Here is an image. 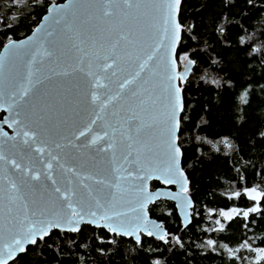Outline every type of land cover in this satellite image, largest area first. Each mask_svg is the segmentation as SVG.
Returning a JSON list of instances; mask_svg holds the SVG:
<instances>
[{
    "label": "water",
    "instance_id": "obj_1",
    "mask_svg": "<svg viewBox=\"0 0 264 264\" xmlns=\"http://www.w3.org/2000/svg\"><path fill=\"white\" fill-rule=\"evenodd\" d=\"M181 4L182 0L179 15ZM57 7L65 10L62 19L57 17L59 24L52 19L53 9ZM101 7L97 0H72L71 4L69 0L53 2L28 35L8 40L0 51V55L6 57L0 68V114L3 113L0 117V153L6 157L0 160V217L3 218L0 224L7 225L9 207L13 208L12 215L19 219H23L25 206L29 216L38 210H44L45 216L61 210L66 212V203L55 192V187H60L62 191H75L73 203L82 205L85 211L101 215L96 207L99 202L109 208L110 214H121L113 215L110 222L98 220L97 223L89 222L92 217L86 216L79 223V230L85 224L110 230L109 223L113 226L122 223L123 230L115 233L136 241L149 231L157 238H164L168 229L162 220L152 216L150 205L161 199L173 201L184 227L192 222L195 205L188 191L189 178L179 143L184 108L181 80L189 77L194 61L188 60L181 65L178 58L182 37L179 15L178 39L174 43L164 39V0H149L147 7L131 10L119 0L114 5L115 14L108 18L103 17ZM38 28L41 29L39 32ZM130 29L134 35L129 39L136 41L135 46L120 39ZM161 40L164 43L149 62V68L141 73L136 84L129 86L131 91L126 89L120 98L109 101V97L120 91L119 83L139 70L140 61L136 57L140 56L142 60V50L151 52ZM13 42L16 48L10 47ZM41 48L53 55L37 56L36 63L30 65L32 54ZM105 57L117 59V65L106 72L102 71V66L111 63V59L105 61ZM89 64L100 77L102 87L95 88L94 78L86 75ZM80 68H84V72ZM29 70L33 73V85L29 95L21 100L20 88L27 84ZM173 76L172 83L180 89L182 102V110L176 113L179 126L174 134L181 152L178 168L183 175L177 182L166 184L162 172L167 167L165 141L171 125L166 119L167 88L169 77ZM144 81H148L144 87L149 91L139 98L133 97L132 91H137ZM93 92L100 97L95 102L91 99ZM140 100L144 101L143 105ZM133 110L136 120L130 119ZM97 116L100 119H96ZM93 120H96L95 124L91 123ZM141 122L151 127L142 128L138 133ZM86 127H90V131L77 139ZM23 131L37 133L35 141L29 140L31 147L23 142ZM95 136L101 139L92 143ZM36 147L45 148V152L37 153ZM11 160H16L23 168H31L33 173L40 172V180L23 175L10 165ZM49 162L53 164L50 173L46 168ZM72 169L74 171H70ZM49 174L56 180L55 185L47 179ZM9 180L18 185V193L8 191ZM154 180L161 185L152 187ZM117 184L119 191L115 187ZM12 195L18 197L15 202L9 200ZM73 227L76 225L53 229L72 231ZM0 234L5 241L8 239L6 230L0 229Z\"/></svg>",
    "mask_w": 264,
    "mask_h": 264
},
{
    "label": "trees",
    "instance_id": "obj_2",
    "mask_svg": "<svg viewBox=\"0 0 264 264\" xmlns=\"http://www.w3.org/2000/svg\"><path fill=\"white\" fill-rule=\"evenodd\" d=\"M60 1L1 0L0 51ZM179 18L180 64L184 55L194 61L181 80L179 133L192 222L184 227L175 203L161 199L150 212L167 227L164 238L136 241L90 224L53 229L9 264H264L261 255L251 261L264 249V200L250 212L246 192H264V0H182ZM231 208L220 223L218 212Z\"/></svg>",
    "mask_w": 264,
    "mask_h": 264
},
{
    "label": "snow or ice",
    "instance_id": "obj_3",
    "mask_svg": "<svg viewBox=\"0 0 264 264\" xmlns=\"http://www.w3.org/2000/svg\"><path fill=\"white\" fill-rule=\"evenodd\" d=\"M98 3L102 4V7L100 11L102 12L103 17H112L115 14V8L114 5L119 3V0H97ZM181 0H164V7H165V19H164V26H163V33H164V39H168L171 42H175L176 39H178L177 32L179 29V23L177 20V17L179 15V5ZM72 3V0H69V4ZM123 4L128 9H140L141 6L147 7L149 4V0H123ZM64 9L62 8H54L53 9V22L59 24L60 19H62V13H64ZM57 17H60L58 19ZM41 29H37L39 32ZM171 33V35H169ZM50 35V33H49ZM134 33L130 29L128 32L124 33L120 36L121 40H124L128 44H131L135 46L136 41L134 39H129L130 36H133ZM119 43V41H117ZM164 43V40L159 41V43L156 44L154 48H152V51L149 52L147 49H143L144 58L141 60L140 56H137V61H140L138 63V71L135 72L134 75H131L130 79H124L123 82L119 83V92L115 96L109 97V101L116 100L121 97V93H123L126 89L131 91L130 87L131 85L136 84L137 79L140 78L141 73L144 72L146 69L149 68V62L153 60L154 55L156 52L159 51L160 46H162ZM11 48H16L17 45L15 42H13L10 45ZM113 51H115L116 45L113 46ZM151 47V46H149ZM53 52L48 51L47 49H37L35 53L32 54V59L29 61V64L36 63L37 56H52ZM4 55H0V68L3 67V63L5 60ZM111 59V63H105L102 66V71H107L108 69L113 68L114 65H117V59L111 58V57H105V61ZM81 64H83V60L80 61ZM81 72H84V68H80ZM32 71L29 70L28 73V79L27 84L22 85L20 88V99L23 100L24 97H27L29 95L30 88L33 85L32 81ZM86 75L89 77L94 78V87L100 88L103 85L101 84V79L96 75L95 72L91 70V64L88 66V71L86 72ZM112 75L115 76L116 72L113 71ZM106 78V77H105ZM175 79V77H169L168 82V97H167V112H166V119L171 122L170 127L167 129L168 137L165 141L167 146V167L163 169V178L164 183L170 184L177 182L180 176H182V172H180L178 168V162L179 157L181 155L180 148L178 144L176 143V140L178 139L175 136V130L178 129L179 121L176 119V113L179 110H182V102L179 98V92L180 89L172 83V81ZM148 81H144L142 85L138 86L137 91H132V96L139 98L143 95L144 92H148L149 88L144 87ZM15 95V93L13 94ZM92 101H97L100 99V97L96 94V92H93L91 95ZM144 101L140 100V104L143 105ZM106 106V105H104ZM103 110V106H102ZM19 115V113H17ZM96 119H100L99 116L96 117ZM131 120H136L137 116L135 114V111L133 110V115L130 118ZM16 124H19V121H15ZM92 124L96 123V120L91 121ZM145 127H151L150 125H145L143 122L139 125L137 128V132L139 133L142 128ZM90 131V127H86L84 131L79 132V137H84L86 135V132ZM17 135H20V133H17ZM23 142L29 147L31 145L29 144V140L35 141L37 133L36 132H29V131H23ZM105 136L108 135L107 132L104 133ZM101 139L100 136H95L92 138V143H96L97 140ZM129 139H132V137H129ZM147 145H145L146 147ZM59 147V145H57ZM37 153L43 154L45 152V148L43 147H36L34 149ZM51 155V153H49ZM6 157L0 153V160H5ZM54 160H58L59 157H53ZM10 165L14 167L16 170H19L23 175L27 176L30 175L32 180L39 181L41 178L40 172L33 173L31 168H23L21 164L17 163L16 160H11ZM53 164L49 162L46 165V168L49 170L52 169ZM74 171V169L70 170ZM47 179H50L52 184H56V180L52 178L51 174L47 175ZM9 189L8 191L10 193H18L20 191L18 185L9 180ZM71 183V182H69ZM116 189L120 190V185H115ZM183 191H187L186 188L182 189ZM55 192L60 194V200L66 203V209L67 211L64 212L61 210L60 212H52L48 216H45L44 210H38L33 211L31 213V216L28 214L27 206H25V214L23 216V219H19L16 215H12L13 208H8V220L7 225L0 224V229H4L8 233V239L5 241L2 234H0V264H9L10 261H14L15 257L19 255L20 253H24L27 251V244H36L37 239H43L45 236L50 235L51 229L53 228H61L63 225L72 226L76 225V227L71 228L72 231H79V223L85 219L86 216L92 217L91 223H97L98 220H104L106 222H110L112 220L113 215L119 216L120 213H112L110 214V210L105 205L100 204L97 202L96 207L97 210L101 213V215L97 216V212L94 211H85L84 207L82 205L77 206L73 203V197L76 195V192L72 189H68L65 191H62L60 187H55ZM248 196L253 201H256V206L250 209V212H259L260 211V205L259 201L264 200V192H257L255 189H252L249 191ZM237 196L240 195V193H236ZM18 199L17 196L12 195L9 197L10 202H15V200ZM236 210H233L235 212ZM250 213L244 212L243 215L247 217ZM224 216H226L228 219H232V215L229 213H223ZM35 217V219H33ZM3 218L0 217V220ZM140 225H137L139 227ZM108 227L111 231L117 232L123 230V224H116L113 226L111 223L108 224ZM155 228L156 226L153 225ZM223 227V226H222ZM148 235H153V232L149 231L147 233ZM163 238V237H161ZM139 239V237H137ZM260 255L262 258H264V249L260 250Z\"/></svg>",
    "mask_w": 264,
    "mask_h": 264
},
{
    "label": "rangeland",
    "instance_id": "obj_4",
    "mask_svg": "<svg viewBox=\"0 0 264 264\" xmlns=\"http://www.w3.org/2000/svg\"><path fill=\"white\" fill-rule=\"evenodd\" d=\"M1 1V0H0ZM188 61V58H187V56L186 55H184L183 56V60H182V63H181V65H184L186 62ZM252 189H255L257 192H260V190L257 188V187H250V188H247L246 189V192L248 193L249 191H251ZM256 201H255V204H254V206L253 207H255L256 206ZM252 207V208H253ZM233 208H231V209H228V210H220L219 212H218V214H219V222L221 223V222H223V220H222V218H224V219H227V217L226 216H224L223 215V213H229L230 215H232L233 214ZM214 243H213V241H209V245H213ZM259 256H260V252H259V255L258 256H254V257H252L251 258V261L252 262H255L258 258H259Z\"/></svg>",
    "mask_w": 264,
    "mask_h": 264
}]
</instances>
